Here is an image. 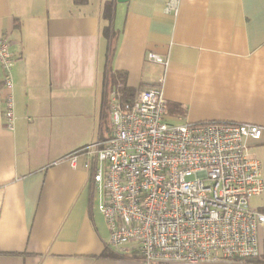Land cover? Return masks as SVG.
Here are the masks:
<instances>
[{
    "label": "crops",
    "instance_id": "crops-1",
    "mask_svg": "<svg viewBox=\"0 0 264 264\" xmlns=\"http://www.w3.org/2000/svg\"><path fill=\"white\" fill-rule=\"evenodd\" d=\"M107 1L0 0L15 57L12 129L0 71V264H143L109 244L90 173L65 157L106 137L113 94L131 101L159 80L170 123L262 127L246 144L263 179L249 206L264 214V0H177L174 11L169 0H111V39ZM257 236L248 262L264 264V224Z\"/></svg>",
    "mask_w": 264,
    "mask_h": 264
},
{
    "label": "built area",
    "instance_id": "built-area-1",
    "mask_svg": "<svg viewBox=\"0 0 264 264\" xmlns=\"http://www.w3.org/2000/svg\"><path fill=\"white\" fill-rule=\"evenodd\" d=\"M169 0L166 10H175ZM147 59L166 64L153 52ZM15 57L0 36L4 118L12 129L11 69ZM159 80L138 89L133 100L112 95L111 131L65 158L82 159L90 173L109 244L143 264H251L259 255L257 231L264 214L249 200L263 190L247 139L262 127L237 122L170 123Z\"/></svg>",
    "mask_w": 264,
    "mask_h": 264
},
{
    "label": "trees",
    "instance_id": "trees-1",
    "mask_svg": "<svg viewBox=\"0 0 264 264\" xmlns=\"http://www.w3.org/2000/svg\"><path fill=\"white\" fill-rule=\"evenodd\" d=\"M75 4H85L87 0H73ZM111 13H112V1L109 0L104 3L103 6V19L106 21V24L103 26V33L105 36L111 39L110 34V21H111ZM125 92H128V89H124Z\"/></svg>",
    "mask_w": 264,
    "mask_h": 264
},
{
    "label": "rangeland",
    "instance_id": "rangeland-1",
    "mask_svg": "<svg viewBox=\"0 0 264 264\" xmlns=\"http://www.w3.org/2000/svg\"><path fill=\"white\" fill-rule=\"evenodd\" d=\"M110 131H111L110 114L108 112H106V114L104 116V121L102 123L101 133L103 136H107L110 133ZM98 202H99V197L97 198V201L95 202L96 210H99Z\"/></svg>",
    "mask_w": 264,
    "mask_h": 264
}]
</instances>
